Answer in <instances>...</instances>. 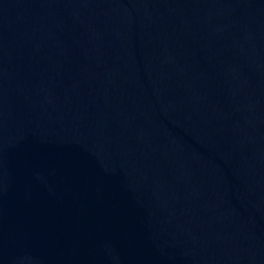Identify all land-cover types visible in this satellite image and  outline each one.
Segmentation results:
<instances>
[{
    "label": "water",
    "instance_id": "95a60500",
    "mask_svg": "<svg viewBox=\"0 0 264 264\" xmlns=\"http://www.w3.org/2000/svg\"><path fill=\"white\" fill-rule=\"evenodd\" d=\"M0 264H264V0H0Z\"/></svg>",
    "mask_w": 264,
    "mask_h": 264
}]
</instances>
